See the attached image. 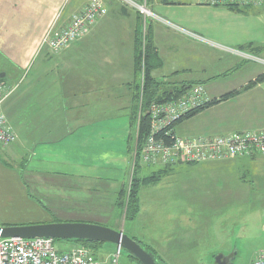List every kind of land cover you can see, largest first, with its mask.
<instances>
[{
  "label": "crops",
  "instance_id": "0c3cea01",
  "mask_svg": "<svg viewBox=\"0 0 264 264\" xmlns=\"http://www.w3.org/2000/svg\"><path fill=\"white\" fill-rule=\"evenodd\" d=\"M87 1L0 0V79L7 93L1 109L16 135L15 142L0 145V226L85 220L123 231L133 178L139 182L142 206L141 186L174 167L138 160L135 170L141 115L139 38H150L157 58L150 71L159 83L157 93L195 83L205 86L210 100L236 91L180 119L174 125L176 135L197 138L264 129V80L256 81L264 66L237 53L245 50L264 59V6H238L247 7L244 13L229 7L234 5L212 6L202 0H145L149 10L176 28L155 18L144 20L121 0H106V14L85 36L57 54L41 46L57 16L62 25ZM245 61L262 69L243 73ZM181 188L190 193L187 185ZM216 189L187 195L181 235L206 228L202 224L207 218L193 211L203 201L209 209L233 201L232 189ZM144 215L140 209L136 220ZM171 240L167 236L154 244L163 257H176L179 263L188 254ZM217 246L210 245L205 254ZM219 254L234 259V254L215 256ZM208 261L209 256L196 264Z\"/></svg>",
  "mask_w": 264,
  "mask_h": 264
},
{
  "label": "rangeland",
  "instance_id": "374dc122",
  "mask_svg": "<svg viewBox=\"0 0 264 264\" xmlns=\"http://www.w3.org/2000/svg\"><path fill=\"white\" fill-rule=\"evenodd\" d=\"M120 2L125 3L123 0ZM138 3L146 5L145 0ZM144 47L143 41L142 52ZM244 65L243 73L255 67L262 69L261 66L250 61H245ZM141 67L139 66V70ZM178 133H181V127L178 128ZM240 158L215 164L172 165L174 166L172 169L169 168L165 174L157 176L158 181L141 186L142 206L138 207L136 216L140 209L145 215L139 220H136V216L124 220V234L142 245L154 248L155 253H158L164 261L169 260L168 264L178 263L176 257L171 259L163 257L165 254L154 244L162 243L167 236H172L171 242L180 246V252H184V255L188 254L185 257L181 256L178 264L201 263L204 258L207 262V256L211 260L208 264H216L215 253L218 252H223L225 255L234 254L233 264H251L255 252L264 248V157L259 156L260 159L251 160ZM142 176L138 172L137 178ZM186 185L190 193L196 195L213 192L215 188L218 191L225 190L227 187L228 190L232 189L233 201L227 207L222 203L219 204L218 210L209 209L206 206L207 200L201 203L199 209L193 208L197 216L207 218L208 222L202 224L206 227L204 230L196 229L184 236L180 234L179 227L183 228L181 220L188 202L187 195H190L181 188ZM190 217L186 215V222H189ZM214 219L219 220L214 223ZM63 222L102 225L85 220ZM215 242L218 245L216 250L205 254ZM74 244L76 242L72 240L54 239V248L58 253L67 251ZM91 248L101 264H136L130 261L125 251L117 250L114 245L100 243ZM188 257H194L196 262H191Z\"/></svg>",
  "mask_w": 264,
  "mask_h": 264
},
{
  "label": "built area",
  "instance_id": "2783aa9c",
  "mask_svg": "<svg viewBox=\"0 0 264 264\" xmlns=\"http://www.w3.org/2000/svg\"><path fill=\"white\" fill-rule=\"evenodd\" d=\"M123 1L136 9L144 20L155 18L176 27L155 15L145 4L135 0ZM202 1L212 6H264V0ZM106 11V0H88L81 9L73 12L64 24H57V16L42 38L41 46L53 54L59 53L85 36ZM237 53L264 66V59L257 54L244 50H237ZM6 96L0 80V145L3 146L16 140L15 132L1 109ZM209 101L205 86L195 83L186 87L177 97L152 102L147 108L149 132L139 148V161L149 165L172 166L179 163L264 156V129L197 138L176 135L174 130L176 122ZM0 264H101V261L91 248L78 243L67 251L58 253L51 238H0ZM251 264H264V249L254 256Z\"/></svg>",
  "mask_w": 264,
  "mask_h": 264
},
{
  "label": "water",
  "instance_id": "95a60500",
  "mask_svg": "<svg viewBox=\"0 0 264 264\" xmlns=\"http://www.w3.org/2000/svg\"><path fill=\"white\" fill-rule=\"evenodd\" d=\"M0 238H51L61 240H85L88 242L108 243L123 250L139 264H162L159 258L139 241L124 234L119 229L104 225L82 222H55L41 224H22L0 226ZM235 256V255H234ZM217 255L216 264H233ZM226 258V256H223ZM235 258V257H234Z\"/></svg>",
  "mask_w": 264,
  "mask_h": 264
},
{
  "label": "trees",
  "instance_id": "16d2710c",
  "mask_svg": "<svg viewBox=\"0 0 264 264\" xmlns=\"http://www.w3.org/2000/svg\"><path fill=\"white\" fill-rule=\"evenodd\" d=\"M136 1L142 2V0H136ZM229 7L232 9H235L237 11L244 12V13L246 12L244 8H247V7H238V6H229ZM143 41L145 42V47H144V51L142 52L141 48H142ZM151 47H152V45H151L150 38L145 37L144 40H142L140 38L138 39L137 50H136V67H137V72H139L141 74V90H140V92H141L140 93L141 115L139 117L138 134H137V142H136L137 158H138L139 148H140L144 138L146 137V135L149 132V116L147 114L148 106L154 101L160 102V101L168 100L172 97H177L183 92V90L186 87L191 85V84H189L188 86H180V87L172 88L171 92H169V90H167V91L163 92L162 94L157 93L159 83L152 78L150 71L154 66L158 65V63H156L157 58L153 54ZM239 49H243V48H239ZM139 66H142L140 70H139ZM141 70H142V73H141ZM262 80H264V73L261 75H258L256 78V81H262ZM235 93H236V91L224 93V94L220 95L218 98L210 100L209 102L204 104L198 110H194V111L188 113L185 117H189V116L193 115L194 113L205 108L206 106L213 105V104L218 103L220 101H224V100L232 97ZM137 158H135V161H134L135 170L137 167V161L139 160ZM138 185H139V182L137 184L135 182V178H133V182L131 184V188H130L129 194H128V199L126 202V215H125L126 220L134 218L136 216V213L138 212V207H139V202H138V197H137ZM131 213H132V215H131ZM72 241H74L78 244L86 245L89 248H91V246H96V245L100 244L98 242H88L85 240H72ZM145 247H147V246H145ZM147 248L149 250H151L149 247H147ZM125 254L130 259V261L135 262L136 264H139L137 261L134 260V258L129 256L127 253H125ZM159 260L162 262V260L160 258H159ZM162 264H164V263L162 262Z\"/></svg>",
  "mask_w": 264,
  "mask_h": 264
},
{
  "label": "flooded vegetation",
  "instance_id": "af4514ba",
  "mask_svg": "<svg viewBox=\"0 0 264 264\" xmlns=\"http://www.w3.org/2000/svg\"><path fill=\"white\" fill-rule=\"evenodd\" d=\"M54 240V239H53ZM225 258V257H224ZM223 258V259H224ZM226 260H227V262H229V260L231 261V259L229 258V256H226ZM227 264H229V263H227Z\"/></svg>",
  "mask_w": 264,
  "mask_h": 264
}]
</instances>
